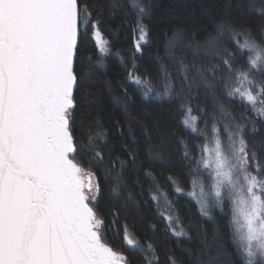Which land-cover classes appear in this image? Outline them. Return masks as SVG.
Instances as JSON below:
<instances>
[{"label":"snow or ice","instance_id":"6c2138e0","mask_svg":"<svg viewBox=\"0 0 264 264\" xmlns=\"http://www.w3.org/2000/svg\"><path fill=\"white\" fill-rule=\"evenodd\" d=\"M155 9L0 0V264H134L115 241L138 264H264V0H207L162 50ZM137 216L200 255L162 260Z\"/></svg>","mask_w":264,"mask_h":264},{"label":"trees","instance_id":"16d2710c","mask_svg":"<svg viewBox=\"0 0 264 264\" xmlns=\"http://www.w3.org/2000/svg\"><path fill=\"white\" fill-rule=\"evenodd\" d=\"M155 3L156 9L152 17L150 27L152 29L153 36L160 41L159 46L161 50L163 49V44L166 42L167 38L171 37L178 30L190 33L198 30L207 23V17L204 15V7L207 0H155ZM119 23L120 22L117 19L113 27H118ZM119 31L122 34L118 37V39L114 40V42L117 44L118 49L121 50V54L123 55L125 52L130 51L132 37L126 28H121ZM106 38L113 40V37L108 36L107 34ZM89 49L91 51H95L91 43L89 44ZM105 64L106 69H101V71L105 73L106 78L108 80L118 82L122 78L124 72L120 61L113 55L106 59ZM178 206L182 209V215L186 218L187 222V219L191 218L195 211L194 207L192 204H189L187 197L182 198L179 201ZM153 211H155L154 208ZM156 222L158 223V221ZM133 223L136 224L139 234L143 235V233L147 232V235L159 244L162 260L164 259V253L167 252L168 249H175L176 255L181 261H185L190 255H200L198 250V240L197 246H194L184 238L174 237L170 233L168 235H164L162 229L159 235H154L146 227L147 217L144 222L140 221L139 216L136 217L135 221L130 218L129 226L131 227ZM205 227L210 226L205 225ZM194 239H196L195 235ZM208 244L209 250L211 251L213 249L211 231H209L208 235ZM111 245L114 250L120 251L122 254L128 256L134 264H138V256L128 251L126 247L119 243V241L111 242ZM185 249H190L191 252L185 251Z\"/></svg>","mask_w":264,"mask_h":264}]
</instances>
